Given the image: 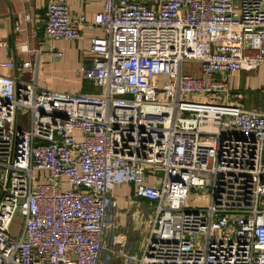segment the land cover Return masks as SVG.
Returning <instances> with one entry per match:
<instances>
[{"label": "built area", "instance_id": "2783aa9c", "mask_svg": "<svg viewBox=\"0 0 264 264\" xmlns=\"http://www.w3.org/2000/svg\"><path fill=\"white\" fill-rule=\"evenodd\" d=\"M41 24L75 41L87 22L46 0ZM91 26L76 73L95 93L41 89L30 61L27 82L0 75V264H264V111L227 103L264 67V0H103ZM121 185L153 211L140 254L103 240Z\"/></svg>", "mask_w": 264, "mask_h": 264}, {"label": "crops", "instance_id": "0c3cea01", "mask_svg": "<svg viewBox=\"0 0 264 264\" xmlns=\"http://www.w3.org/2000/svg\"><path fill=\"white\" fill-rule=\"evenodd\" d=\"M103 0H68V9L73 16H84L87 25L82 27L78 40L50 41L43 33L41 21L44 18L46 0H0V41L7 42L0 48V63L12 61L15 69L0 68V75L27 82L31 74L21 70L23 61H30L35 68V81L41 89L57 92H78L93 94L95 89L83 84L76 70L82 64L90 63L91 39L99 35L91 26L93 16L102 8ZM25 17L28 20H25ZM20 24L18 32L14 25ZM35 50H39V56ZM62 52L61 59H53L50 52ZM227 103L244 109L264 111V67L253 72H236L229 79ZM151 184L152 181L150 180ZM113 207L107 216V230L104 241L115 239L118 251L136 252L146 232L145 220L149 214V203L137 199L134 187L121 185L112 193ZM120 257L106 260V264H120Z\"/></svg>", "mask_w": 264, "mask_h": 264}, {"label": "rangeland", "instance_id": "374dc122", "mask_svg": "<svg viewBox=\"0 0 264 264\" xmlns=\"http://www.w3.org/2000/svg\"><path fill=\"white\" fill-rule=\"evenodd\" d=\"M191 68L197 69V64L193 63V62H185L183 64V72L184 73H191ZM194 75H198L197 70L194 71L193 73ZM17 125L20 129H24L26 126V114L19 116L18 118V122ZM189 203L191 206H196V207H206L209 204V197L207 193H204L201 197H197V196H193L190 195L189 196ZM150 204V203H149ZM151 205H149V214L146 217L145 220V224H146V228L149 225V222L151 220L152 217V210L150 209ZM21 222H22V217L21 215L17 214L14 216L13 222L9 228L8 233L12 236V237H17L20 234L21 231ZM143 239L144 237L141 238L140 241H142L143 243ZM112 243V246L114 245V242L110 241ZM142 243H140V245L142 246ZM141 246L139 248L138 251L134 252L136 254H140V250H141Z\"/></svg>", "mask_w": 264, "mask_h": 264}, {"label": "bare ground", "instance_id": "6f19581e", "mask_svg": "<svg viewBox=\"0 0 264 264\" xmlns=\"http://www.w3.org/2000/svg\"><path fill=\"white\" fill-rule=\"evenodd\" d=\"M108 245L112 247V243L109 241H107Z\"/></svg>", "mask_w": 264, "mask_h": 264}, {"label": "trees", "instance_id": "16d2710c", "mask_svg": "<svg viewBox=\"0 0 264 264\" xmlns=\"http://www.w3.org/2000/svg\"><path fill=\"white\" fill-rule=\"evenodd\" d=\"M96 91V90H95Z\"/></svg>", "mask_w": 264, "mask_h": 264}]
</instances>
